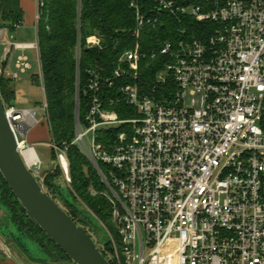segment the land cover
Wrapping results in <instances>:
<instances>
[{
	"label": "built area",
	"instance_id": "1",
	"mask_svg": "<svg viewBox=\"0 0 264 264\" xmlns=\"http://www.w3.org/2000/svg\"><path fill=\"white\" fill-rule=\"evenodd\" d=\"M153 1L148 13L130 2L135 33L155 28L164 14L178 23L191 18L209 24L198 35H187L182 27L175 45L166 41L150 51V58L167 59L149 89L135 82L148 53L132 48L110 75L91 72L83 119L76 91L70 145L105 186L117 235L108 232L109 259L114 264H264V0ZM101 39L89 35L85 46L101 47ZM25 50L38 54L37 35L5 44V61L21 51L15 70L8 71L13 79L31 68ZM79 57L78 43L77 62ZM121 78L132 80L120 84L119 92L136 110L126 119L105 109L99 97L102 84L111 87ZM78 83L77 77L76 88ZM3 110L19 151L33 148L26 135L40 123L35 109L3 103ZM42 110L46 117V103ZM120 125L108 144L97 141L99 130ZM49 146L69 183L66 148L51 141Z\"/></svg>",
	"mask_w": 264,
	"mask_h": 264
},
{
	"label": "trees",
	"instance_id": "2",
	"mask_svg": "<svg viewBox=\"0 0 264 264\" xmlns=\"http://www.w3.org/2000/svg\"><path fill=\"white\" fill-rule=\"evenodd\" d=\"M132 1L138 3L144 13L155 8L153 0H38L36 35L41 76H31L32 82L42 83L43 86L47 112V124H45L49 131L50 141L58 148H66L68 160L69 187L60 185L59 179L63 176L57 163L51 171L45 173L44 185L50 194L55 197L61 196L64 203L68 204L69 215L74 220L77 219L83 225L89 220L99 226V221L105 225L107 231L103 232L106 240L100 250L111 264L114 263L109 259L112 248L107 233L113 232V226L110 220V204L102 194L105 186L92 165L74 145H70L74 135L76 91L79 95V115L83 119L90 103L91 92L87 84L91 72H96L100 76L110 75L118 64L121 54L132 48L148 53L139 64V74L135 82L142 89H149L154 74L162 70L167 59L160 54L155 58H150V51L159 48L166 41L175 45L180 39L179 33L182 27L187 28V35H198L199 28L209 24L208 22L199 23L191 18L178 23L174 18L164 14L160 16V21L155 28L145 27L139 33H135L134 12L129 6ZM180 1L196 4L203 2V0ZM22 21L23 11L19 0H0V29L14 30L15 25L21 24ZM92 34L102 36L101 47L88 48L85 46L86 37ZM78 43L80 57L77 62ZM1 73L0 97L4 104L13 103L15 90L9 85L12 79H3ZM77 77L78 88H76ZM131 81L128 78H121L114 81L111 87L102 84L99 92L103 107L114 111L121 119L136 115L135 108L125 103L119 92L120 84ZM159 90H162L160 86ZM110 100H113L112 103ZM123 127L120 125L107 130H99L97 141L108 144ZM50 149L51 160L55 161V151L53 148ZM100 167L105 172V168L102 165ZM0 180L2 191L6 192L25 214L23 207L13 195L1 173ZM92 189L96 191V194H91ZM63 192H65V197L62 196ZM68 198L70 201L67 200ZM35 228L45 235L39 227L35 226Z\"/></svg>",
	"mask_w": 264,
	"mask_h": 264
},
{
	"label": "rangeland",
	"instance_id": "3",
	"mask_svg": "<svg viewBox=\"0 0 264 264\" xmlns=\"http://www.w3.org/2000/svg\"><path fill=\"white\" fill-rule=\"evenodd\" d=\"M37 22V18H36ZM37 25V23H36ZM35 39L34 30L32 27L18 28L9 31L7 28L0 30V40L3 43L9 41H30ZM3 46L0 48L3 49ZM21 51H16L13 54V59L20 54ZM31 63V68L25 73H21L17 78L13 79L7 72L2 71V77L11 78L12 81L9 84L15 90V99L13 104L18 108H30L35 109L36 118L40 123L36 124L26 135L27 140L30 138V132L33 130L34 135L39 138L40 141L28 142L29 146H33L34 151L39 159V162L31 165V169L34 171L37 179L42 185L43 189L49 193L44 185V175L48 171H51L56 164L51 160V149L49 146L50 135L47 124V116L43 117V106L45 102V96L42 83L36 84L32 82L31 76H41L39 70V58L38 54L33 50H25L23 52ZM46 123V124H45ZM63 176V173H62ZM60 185L63 187H69L64 176L59 179ZM50 194V193H49ZM55 200L62 206V208L69 214L70 208L68 204L59 197H55ZM65 197V192L62 193ZM68 197V196H67ZM67 200L70 201V198ZM90 212V211H89ZM97 220L98 218L90 212ZM86 219V218H85ZM88 220V219H87ZM75 221L85 227L95 241L97 246L103 247L106 240V235L103 231H107L105 225L99 221L100 226L92 222V220L84 222L85 225L80 223L77 219ZM112 224V223H111ZM113 226V233L116 235L115 227ZM108 235V233H107ZM117 236V235H116ZM0 254L8 255L20 260L23 264H71V261L57 248L41 231L35 228L34 224L24 214L18 204L2 191V184L0 180Z\"/></svg>",
	"mask_w": 264,
	"mask_h": 264
},
{
	"label": "water",
	"instance_id": "4",
	"mask_svg": "<svg viewBox=\"0 0 264 264\" xmlns=\"http://www.w3.org/2000/svg\"><path fill=\"white\" fill-rule=\"evenodd\" d=\"M0 173L30 221L70 259L71 264H111L87 229L43 189L18 149L1 97Z\"/></svg>",
	"mask_w": 264,
	"mask_h": 264
},
{
	"label": "crops",
	"instance_id": "5",
	"mask_svg": "<svg viewBox=\"0 0 264 264\" xmlns=\"http://www.w3.org/2000/svg\"><path fill=\"white\" fill-rule=\"evenodd\" d=\"M20 7L23 11V21L20 25L21 29L24 27H32L34 30V34L36 35V16L38 14V0H19ZM18 27V28H20ZM18 28H16L18 30ZM1 30V29H0ZM0 43H3V41L0 40ZM6 44V43H5ZM5 44L0 46H3V49L0 48V71L7 72L9 70L13 71L15 70V61L16 58L13 59V55L11 59L4 60V49ZM19 55V54H18ZM39 65V62H38ZM40 70V65H39ZM33 130L30 132V138L29 141L31 142H37L40 141L37 136L34 135ZM0 264H23L20 260L13 258L8 255H2L0 254Z\"/></svg>",
	"mask_w": 264,
	"mask_h": 264
},
{
	"label": "bare ground",
	"instance_id": "6",
	"mask_svg": "<svg viewBox=\"0 0 264 264\" xmlns=\"http://www.w3.org/2000/svg\"><path fill=\"white\" fill-rule=\"evenodd\" d=\"M21 154L28 165H33L37 162L38 157L33 148L22 149Z\"/></svg>",
	"mask_w": 264,
	"mask_h": 264
}]
</instances>
